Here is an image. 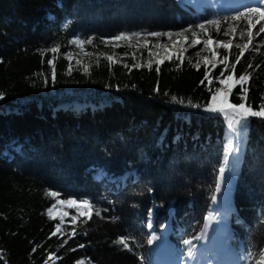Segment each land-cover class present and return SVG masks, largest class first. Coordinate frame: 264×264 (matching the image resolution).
<instances>
[{
  "label": "trees",
  "instance_id": "1",
  "mask_svg": "<svg viewBox=\"0 0 264 264\" xmlns=\"http://www.w3.org/2000/svg\"><path fill=\"white\" fill-rule=\"evenodd\" d=\"M225 1L0 0V264H45L50 254L48 264H159L153 243L163 241L186 258L182 241L204 229L229 140L240 151L229 160L230 168L235 165L232 203L218 217L229 222L239 256L264 250V119L251 118L237 139L222 115L204 111L211 99L205 73L214 91L222 68L205 66L195 52L183 62L166 60L157 73V65L131 67L147 56L145 47L134 50L135 58L121 46L129 40L101 42L122 32L201 31L195 26L208 20L221 21L219 35L214 25L206 26L225 40L224 21L244 11ZM239 25L230 62L239 52L235 44L247 39L239 36L245 20ZM258 27L235 69L238 78L252 63L247 102L256 110L264 96V47L255 51L264 34L255 36ZM77 38L92 43L72 44ZM130 40L145 42V36ZM218 52L219 58L226 54ZM78 54L92 56L88 71L71 62L69 73L68 57ZM111 55L118 61L110 63L105 57ZM239 92L237 85L232 103L240 102ZM189 99L200 107L187 106ZM70 199L91 201L101 215L87 219L69 210L62 225L50 212ZM73 228L76 235L69 238ZM152 235L157 238L149 244ZM120 237L128 238L131 251L114 243Z\"/></svg>",
  "mask_w": 264,
  "mask_h": 264
},
{
  "label": "snow or ice",
  "instance_id": "2",
  "mask_svg": "<svg viewBox=\"0 0 264 264\" xmlns=\"http://www.w3.org/2000/svg\"><path fill=\"white\" fill-rule=\"evenodd\" d=\"M253 17H255V21L253 22ZM245 20V26L243 28H240L239 36L241 38L247 37L246 42L244 43H236L235 48L239 50L238 54L235 56L234 62H230L229 57L231 55V49L233 47V40L235 39V34L237 32V29L240 27L239 21ZM229 21H235L236 23H229ZM264 0H254L253 5L246 6L244 11H237L236 14L232 17L227 18V20L224 21V23L227 25L223 29L222 35L225 37H229L231 34V38L227 40V42H222L219 39H216L208 30V27L206 25H214L215 26V32L217 35L221 34V21L220 20H208L206 23H199L195 27L207 37L206 39L201 40L199 38V35L197 31L192 29L191 27L183 29L181 32L178 33H171V32H148V33H140L135 32L131 34L127 33H120L119 35H116L111 38H102V43L108 44L110 42H118V41H127L130 40L132 37H135L137 39L141 38V36H145V47H147L148 41L146 37H168L172 38L173 35H175L177 38L183 36L185 43L188 44L189 47H193L196 45L203 44L204 48L209 49L211 52V59L209 56H204L203 61L205 62V66L207 64L212 63L213 67H216V64L213 63V61L220 56V53L218 51L212 50L213 44H215L216 49H224L225 53L222 57L219 59V64L223 65V68L221 69L220 75L218 77H215V82L219 85L215 88L213 91L210 85L213 83L212 79H209V75L206 72L205 73V80L209 82V91L211 93V99L207 103V105L204 106V111L212 113V114H219L222 115L225 121L227 122V131L232 134L234 137L239 139L244 132L247 131V128L249 126V121L251 118H262L264 119V96L261 97L262 103L259 105L258 110L254 109L250 104H248V93L249 88L247 87V82L252 78V73L249 72L247 69H252L253 65L252 63H249L247 65V69L241 73L238 78L235 76V69L236 65L241 62V59L243 58L245 54V50L249 49L250 46L253 45L254 41V35H253V29L258 30L255 32V36L259 37L261 34H264ZM185 33H191V42L189 43V37L188 35H185ZM72 44H75L77 46H82L84 44H91L92 39L89 38L88 40H81L79 38L74 39L71 41ZM114 46H116L114 44ZM159 47H163L162 45H157ZM261 47H264V41H260L255 45V51L257 53L260 52ZM58 49L53 48L51 51L55 53ZM81 50L83 48L81 47ZM167 48H165V52H167ZM43 55V53H42ZM150 56H158V54H154L151 51H149ZM182 53L177 56L176 58L181 59L182 61ZM197 56H199V53H197ZM110 63H114L112 56H106L105 57ZM173 56L171 54L163 57V58H156L155 63L157 65L156 71L159 73V65L164 62V59L171 60ZM70 63H69V73L71 71V57H68ZM99 59V58H98ZM2 62V61H0ZM153 61L148 62V67L151 68V64ZM49 65L52 67V79L53 82L55 81V67L52 62V60L48 61ZM77 64H80V61H76ZM191 63V61H190ZM200 61L197 60L196 64H194V67L199 66ZM141 65L133 64L131 67H140ZM125 67H129L128 65H125ZM257 68L260 67L259 64L256 65ZM86 72L88 71V68L85 67L84 69ZM227 73V74H226ZM201 83H204V80L201 81ZM239 85L240 92L237 94L239 103H232L230 100L231 95L233 94L234 88ZM159 90L158 87L156 89ZM167 94V93H166ZM0 99H3V94L0 93ZM172 102L174 103H180L185 104V101L181 98L178 99L176 96L171 97ZM187 106L199 108L200 105L194 104L190 99L187 101ZM240 147L239 144L236 143L234 140H229V142L225 146L224 156H223V163L220 166L218 170V176L215 183V192L220 193L222 191V185L224 184V181L226 179V170L231 173L232 169H234L235 165H232V168L229 167V160L233 153H239ZM238 158V157H237ZM230 182V180H229ZM52 196H56L57 193H50ZM218 197L216 195H213L212 201L215 203L217 201ZM58 203L61 204H67L69 206H76L77 211L80 216H85L87 219H91V215L93 212L95 215L100 216L101 213L99 210H96L94 208V205L89 200H83V201H76L74 199L66 200V201H58ZM80 206L83 207V211L80 210ZM152 214L153 210L149 209L147 214V228L149 230L153 229V221H152ZM211 219L215 220L217 217L215 215L210 216ZM76 217H73V222H75ZM60 231V225H57V232ZM56 233H53L55 235ZM76 235V230L73 228L69 238ZM157 237L155 235H152L148 243L151 244L154 239ZM207 238V232L202 231L201 235L193 237V239H185L182 241L183 245L187 247V252L185 254L186 256V264H193L195 261L196 264H199V262L196 260L197 257V244L193 241H201L205 240ZM64 243H67V240H65ZM114 243L122 245L125 249L131 251L130 242L128 238L126 237H120L118 240H116ZM63 246V245H61ZM79 247H84V245H80ZM76 249H71V251H75ZM35 251V248L33 249ZM54 254H50L48 257V260H52ZM259 255V259L255 260V264H264V250L259 251V253L248 250L245 255H243L239 261L238 264H253L254 258ZM48 260L45 261V264H48ZM142 260V258H141ZM77 264H81V262H77Z\"/></svg>",
  "mask_w": 264,
  "mask_h": 264
},
{
  "label": "rangeland",
  "instance_id": "3",
  "mask_svg": "<svg viewBox=\"0 0 264 264\" xmlns=\"http://www.w3.org/2000/svg\"><path fill=\"white\" fill-rule=\"evenodd\" d=\"M254 0H226L225 5L227 8L232 9H245L246 6L253 5ZM199 35V38L201 40L206 39L207 37L201 32L197 31ZM203 35V36H202ZM228 39L231 38V35L227 37ZM192 37H189V43L191 42ZM228 39L220 40L222 42H227ZM129 43L126 44H120L121 46H125L127 48H130L132 50V55L136 57L135 49L145 47V42H136L133 40H129ZM120 45H116L119 47ZM157 45H162L163 47H159ZM147 56H142V60L140 65L145 66L148 65L149 61H153L151 65H156L154 62L156 58H163L169 54L173 56V58H176L181 53L183 54L182 57L186 56L187 52L192 51L195 52L196 56L197 53H199V57L202 58L204 56H209L211 59V52L209 49L204 48L203 44L196 45L193 47H189L187 43L184 41V37L169 40L168 42H158L154 43L151 42L147 44ZM165 48H167V52H165ZM212 50L218 51L219 49H216L215 44L212 46ZM149 51H151L154 54H158V56H150ZM113 57V60L118 61L119 56L118 55H111ZM71 62L73 65H78L76 61H80L81 63L79 65L85 67H89L88 60L91 59V55L89 54H78V55H70ZM219 56L213 61V63L216 64V67L223 68L221 64H219ZM169 59H164V62ZM163 62V63H164ZM162 63V64H163ZM205 64V62L203 61ZM161 65V64H160ZM212 65V63L207 64V66ZM230 180V182H229ZM235 185V178L231 174L226 175V179L224 181V184L222 185V191L220 193H217V201L212 203L211 211L207 213L204 221V229L203 231L207 232V238L205 240H201L202 246L199 245V249L197 248V254H200V257H196V260H199L202 262V264H210L208 263L209 258L205 257L208 254V251L214 252L218 257L220 255H223L221 258V261L219 264H227V260H234L238 263L239 257H238V249L235 245H232V250L226 249V244L231 243L230 237H231V231H230V225L229 222L226 220H222L220 217H218V214L222 211H226L229 209L232 203V193L231 190L234 188ZM69 210H74L78 215L77 207L76 206H69L67 204H61L57 203V205L51 210L50 215L53 219H61V224H65L67 218L71 216V213ZM80 210L83 211V207L80 206ZM215 215L217 219L213 220L210 218V216ZM80 216V215H79ZM82 217V216H80ZM222 220V221H221ZM154 248L157 252H159V249H163V247L166 248V252H164L159 258V264H165L167 261H170V258L175 257L174 255V249L168 245L167 242L157 243L154 242ZM168 247V248H167ZM215 249V251H213ZM222 253V254H221ZM209 255V254H208ZM201 256H204V259H202ZM241 258V257H240ZM168 261V262H169ZM217 262V261H216ZM82 264H88L87 262H83Z\"/></svg>",
  "mask_w": 264,
  "mask_h": 264
},
{
  "label": "bare ground",
  "instance_id": "4",
  "mask_svg": "<svg viewBox=\"0 0 264 264\" xmlns=\"http://www.w3.org/2000/svg\"><path fill=\"white\" fill-rule=\"evenodd\" d=\"M165 264H175V262L173 260H170L169 262L167 261V263H165ZM199 264H201V262H199ZM229 264H238V263L235 261H232V262L230 261Z\"/></svg>",
  "mask_w": 264,
  "mask_h": 264
},
{
  "label": "water",
  "instance_id": "5",
  "mask_svg": "<svg viewBox=\"0 0 264 264\" xmlns=\"http://www.w3.org/2000/svg\"><path fill=\"white\" fill-rule=\"evenodd\" d=\"M230 262V261H229ZM229 262H228V264H229ZM232 262V261H231Z\"/></svg>",
  "mask_w": 264,
  "mask_h": 264
}]
</instances>
